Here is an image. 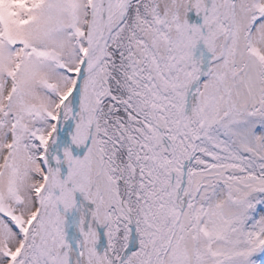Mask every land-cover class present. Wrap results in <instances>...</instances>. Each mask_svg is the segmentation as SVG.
Returning a JSON list of instances; mask_svg holds the SVG:
<instances>
[{
	"label": "snow or ice",
	"instance_id": "snow-or-ice-1",
	"mask_svg": "<svg viewBox=\"0 0 264 264\" xmlns=\"http://www.w3.org/2000/svg\"><path fill=\"white\" fill-rule=\"evenodd\" d=\"M0 264H264V0H0Z\"/></svg>",
	"mask_w": 264,
	"mask_h": 264
}]
</instances>
